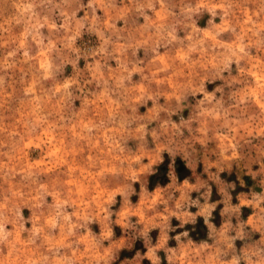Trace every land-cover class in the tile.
Segmentation results:
<instances>
[{
    "label": "rangeland",
    "instance_id": "obj_1",
    "mask_svg": "<svg viewBox=\"0 0 264 264\" xmlns=\"http://www.w3.org/2000/svg\"><path fill=\"white\" fill-rule=\"evenodd\" d=\"M0 264H264V0H0Z\"/></svg>",
    "mask_w": 264,
    "mask_h": 264
}]
</instances>
